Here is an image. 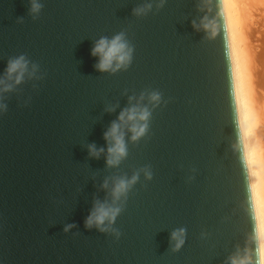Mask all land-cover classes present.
<instances>
[{
	"label": "water",
	"instance_id": "1",
	"mask_svg": "<svg viewBox=\"0 0 264 264\" xmlns=\"http://www.w3.org/2000/svg\"><path fill=\"white\" fill-rule=\"evenodd\" d=\"M39 2L33 14L31 0H0V78L10 60L29 62L0 92V264H230L251 222L220 41L193 24L201 0ZM120 33L130 63L99 70L92 49ZM138 102L148 129L132 140L122 124L127 154L109 165L105 133ZM135 174L116 231L87 227L115 180Z\"/></svg>",
	"mask_w": 264,
	"mask_h": 264
},
{
	"label": "clouds",
	"instance_id": "2",
	"mask_svg": "<svg viewBox=\"0 0 264 264\" xmlns=\"http://www.w3.org/2000/svg\"><path fill=\"white\" fill-rule=\"evenodd\" d=\"M164 0H160L162 6ZM152 4L148 3L134 10L142 15ZM42 4L31 0V12L39 13ZM200 8L204 15L194 27L203 29L210 39L219 38L223 60L226 66L228 91L234 128L233 149L244 178L245 204L251 222V231L245 245L238 249L229 260L230 264H264V0H201ZM93 55H99L96 67L101 71L115 72L126 67L132 57V48L120 33L112 39L102 37L92 49ZM28 60L19 56L9 61L6 77L0 78V92L12 88L9 80L20 83L28 71ZM33 65V69H35ZM143 96L141 97V100ZM161 96L152 92L150 102L158 104ZM0 103V112L6 110ZM151 112L139 102L123 110L119 122H113L105 133L109 140L108 164L116 165L127 154L122 124H128L132 140L143 136L148 129ZM93 155H99L104 149L90 145ZM148 178L151 172L146 170ZM138 174L131 178H119L112 186L113 202L97 201L86 219V226L100 231H116L112 224L121 208L116 202L126 196L137 181ZM107 182L105 187H107ZM73 225L65 228L67 231ZM119 235V233H117ZM187 225L178 227L172 233L176 246L187 239Z\"/></svg>",
	"mask_w": 264,
	"mask_h": 264
}]
</instances>
